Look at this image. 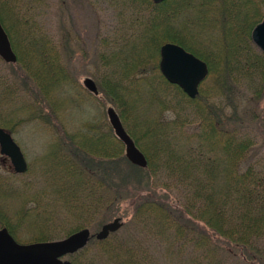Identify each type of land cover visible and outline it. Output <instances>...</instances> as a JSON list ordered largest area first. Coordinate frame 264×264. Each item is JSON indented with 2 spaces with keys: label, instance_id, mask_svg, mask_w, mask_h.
Segmentation results:
<instances>
[{
  "label": "trees",
  "instance_id": "obj_1",
  "mask_svg": "<svg viewBox=\"0 0 264 264\" xmlns=\"http://www.w3.org/2000/svg\"><path fill=\"white\" fill-rule=\"evenodd\" d=\"M43 1L0 0V20L18 54V63H23L28 73L27 79L34 81L48 99L52 91L49 93L45 88V82L47 86L54 82L64 83L69 79L74 80L73 75L62 63L58 44L43 34L32 32L40 30L37 24L30 22L33 16H28L23 28L14 19L19 16L20 20L22 10H35ZM124 2L134 10L137 28L133 38L122 43L117 51L109 55L105 52L100 54L98 79L100 86L118 106L128 132L149 159L146 169L133 166L139 171L145 170L143 177L148 178L150 191L148 198L137 205L134 219L150 221L152 226L148 232L158 237L168 228H176L180 240L171 244L177 247L176 251H170L171 254L182 252L181 248L184 249L190 239L187 233L184 234V222L187 227L190 222H201L208 228L212 239L227 242L233 250L236 247L237 251H245L253 260L258 244L264 242V154L257 152V137L237 128L230 117L218 114L216 104L213 105L209 99L233 92L234 85L239 84L252 96L264 98V52L252 38L254 27L264 18V0ZM173 18H176V23L172 22ZM189 30L192 33L187 35L192 44L187 41L186 31ZM20 36L26 38L25 45L24 41H19ZM165 41L179 43L205 60L210 69L207 79L212 82L211 87L204 85L206 80L203 81L198 96L190 98L180 86L170 83L161 71L159 62L160 47ZM110 42L105 43L108 45ZM35 58L37 66L33 69ZM124 82L128 83L127 87ZM13 93L8 91L4 96L10 98L8 96ZM146 98L148 103L157 102L161 113L173 114L168 117L169 129L161 114L148 117L133 110L130 111H133V116L127 112V108L134 109ZM34 99L38 101L36 97ZM28 104L31 110V104ZM51 108L53 112L46 113L43 108V112H35L32 116L46 122H52V118L57 120L54 106ZM138 111L141 113L140 109ZM186 126L195 128L196 134L186 139H178L177 136L173 142L177 128L186 129ZM89 128L94 127L89 125ZM137 129L141 136L137 134ZM73 140L75 144L72 143L67 149L74 152V159L66 161L60 158L63 164H58L57 160L56 167L50 168L53 171L49 178L63 179L60 190L65 193L64 196L68 192H86L84 184L87 179L95 181L96 185L100 182L103 190L110 188L102 177L112 175L115 167L121 166L125 158L122 150L101 149L98 147V144H102L100 140L92 143L82 138L79 143ZM143 144L147 147H143ZM128 174L134 179L130 172ZM168 192L178 195L169 205L166 202ZM77 198L80 195L73 197ZM97 199L98 206L103 196L99 195ZM114 200H117L116 195ZM169 206L187 214L190 219L188 217V221H184L181 215L176 218ZM0 224L10 229L8 221L0 219ZM52 239V235L41 232L36 241ZM197 242H194L195 245ZM99 244L102 246L101 252L107 256L114 252L116 246L126 245L124 254L128 258L125 256L120 260L119 255L115 256L119 264H160L143 245L133 244L130 247L127 241L119 239L99 241ZM218 249L212 251L204 262L190 259L188 264H225L217 255ZM90 251L88 243L71 255L73 264H96V259L89 257ZM226 251L230 255L236 254Z\"/></svg>",
  "mask_w": 264,
  "mask_h": 264
},
{
  "label": "rangeland",
  "instance_id": "obj_2",
  "mask_svg": "<svg viewBox=\"0 0 264 264\" xmlns=\"http://www.w3.org/2000/svg\"><path fill=\"white\" fill-rule=\"evenodd\" d=\"M21 14L23 15L20 20L19 16L14 19L19 21L22 28L28 21V16H33L30 22L33 25L37 24V29L40 30L32 32L43 34L54 44H58L62 63L73 75L74 80L49 83L48 86L45 82V88L49 93L52 91L47 99V96L40 92L37 84L27 79L28 73L23 63L21 65L18 61L7 62L0 57V127L12 134L28 163L26 172L17 173L10 159L0 151V219L8 221L10 231L13 232L17 241L27 244L39 242L36 239L41 232L52 235V240H58L80 229L89 228L93 234L89 241L91 249L89 257L95 258L96 264H119V259H124L126 256V245L116 246L114 252L108 253V256L101 252L102 246L99 241L105 242L110 239L125 240L130 247L133 244L146 246L149 253L159 260L160 264H188L190 259H193V262L195 260L204 262L212 255V251L219 248L218 245L220 248L217 255L219 254L225 264H264L263 241L258 244L257 255H254L255 257L251 260L245 251H237L236 247L233 250L232 245L227 242L212 239L204 223L190 222V226L187 227V223L184 222L186 230L184 234L187 233L190 239L187 240L188 243L185 244L184 249L181 248L182 252L171 254V250H177V247L174 248L171 244L180 240L176 234V228H168L166 233L158 237L153 232L150 231L153 234L148 232L152 226L150 221L144 222L143 219L141 222L134 219L137 205L148 198L150 191H148V178L143 177L146 174L145 170L139 171L133 166L146 168L133 164L126 157L125 145L116 136L107 113L110 106H113L118 113L120 110L100 86L98 79L100 54L102 52L112 54L121 47L122 43H126L127 39L133 38L138 24L134 10L126 5L124 0H44L43 4L35 10H22ZM175 19L173 18L172 22L176 23ZM189 33L192 31H186V35ZM25 39L23 36L19 37V41ZM102 39L105 42L109 40L111 42L107 45ZM187 41L192 42L189 36ZM166 42L172 41L164 43ZM23 44L25 45V41ZM15 53L17 54L16 51ZM159 58L161 59L160 55ZM36 66L35 58L33 69ZM214 72L217 73V70L215 69ZM86 78H91L96 83L97 94L85 85ZM207 84L211 87L212 82L206 79L204 85ZM124 85L127 87L128 83L124 82ZM8 91L14 92L12 96H8L10 98L4 96V93ZM34 97L37 98V102ZM210 98L213 105L216 104L218 114L230 117L231 121L238 126L237 128L251 132L257 137V152L264 154V98L252 96L240 84L234 85L233 92L228 91L218 98L213 96ZM28 103L31 104V110ZM51 106H54L57 120L52 118V122H46L33 118L32 114L38 111L53 112ZM127 110L131 116L133 111L148 117H158L161 114L167 126H169L168 117L173 116L171 112L161 113L157 102L148 103V99L138 103L134 109L127 108ZM131 110H133L132 113ZM89 125L94 128H89ZM185 128H177L173 142L177 136L178 139H186L196 134L195 128L190 126ZM125 129L127 130L126 127ZM136 132L141 136L139 129ZM81 138L91 143L100 140L102 144H98V147L101 149H121L123 156L130 163L124 158L119 168L115 164L116 170L112 175H103V181L110 188L103 190L100 182L96 185L95 181L87 179L84 184L86 192H68L64 196L65 193L60 190L63 179L49 178L53 171L50 168L56 167L57 160H59L58 164H63L60 158L66 161L74 159L72 157L74 152L68 149L72 143L75 144L73 139L79 143ZM143 147L147 145L143 144ZM139 148L144 152L142 147ZM145 155L148 157L146 153ZM149 181L151 183V179ZM65 187L68 190L71 189V187ZM168 193L166 202L169 205L174 198L177 199L178 195ZM75 195H80V198L73 199ZM99 195H102L103 199L97 206ZM169 207L176 218L181 215L184 221H188L187 214L177 212L174 206ZM117 217L122 218L124 223L122 227L112 232L105 240H98L96 234L102 226ZM0 226L3 225L0 224ZM195 241H198L196 245ZM226 250L236 254L230 255ZM73 254L65 256L64 259L71 260L73 263L71 257ZM116 254L120 256L119 259L115 258Z\"/></svg>",
  "mask_w": 264,
  "mask_h": 264
},
{
  "label": "water",
  "instance_id": "obj_3",
  "mask_svg": "<svg viewBox=\"0 0 264 264\" xmlns=\"http://www.w3.org/2000/svg\"><path fill=\"white\" fill-rule=\"evenodd\" d=\"M153 1L159 3L164 0ZM252 38L264 52V19L254 27ZM160 56V68L168 81L180 86L190 98H196L201 83L210 73L207 62L175 42L164 43L160 47ZM0 57L7 62H16L18 59L1 20ZM84 83L92 92L98 93L97 85L91 78H86ZM107 113L116 136L125 145L128 160L146 168L148 159L125 129L119 113L113 106L108 107ZM0 151L10 159L15 172L27 171L28 163L21 147L12 134L2 127H0ZM123 224L122 218H115L102 226L96 238L105 240ZM92 237L90 229L83 228L62 239L27 244L19 243L7 228H3L0 229V264H72L71 260L64 257L83 249Z\"/></svg>",
  "mask_w": 264,
  "mask_h": 264
},
{
  "label": "flooded vegetation",
  "instance_id": "obj_4",
  "mask_svg": "<svg viewBox=\"0 0 264 264\" xmlns=\"http://www.w3.org/2000/svg\"><path fill=\"white\" fill-rule=\"evenodd\" d=\"M3 228H7L5 226H0V229H3ZM8 229V228H7ZM9 233L14 237L13 233L10 231V229H8ZM14 239L17 241V239L14 237Z\"/></svg>",
  "mask_w": 264,
  "mask_h": 264
}]
</instances>
